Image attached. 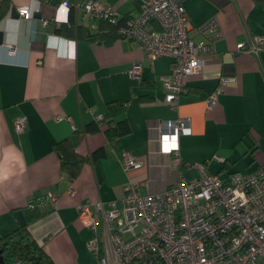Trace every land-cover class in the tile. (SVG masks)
<instances>
[{"label":"crops","instance_id":"crops-1","mask_svg":"<svg viewBox=\"0 0 264 264\" xmlns=\"http://www.w3.org/2000/svg\"><path fill=\"white\" fill-rule=\"evenodd\" d=\"M69 1L65 6L62 0H0V8L7 6L0 14V238L27 223L34 209L41 216L28 228L56 264H92L86 242L95 231L78 219L86 201L121 199L129 185L158 192L199 177L197 164L223 178L264 167V0H181L194 38L212 19L222 36L205 67L185 78L187 89L176 105L165 101L162 81L172 71L171 57L151 61L134 40L119 37L106 44L59 29L70 23L71 8L77 24L88 25L83 4L89 1L137 16L142 0ZM22 6L30 8L32 18L12 16ZM255 35L263 37L258 54L236 50L237 43H249ZM137 61L140 80L128 73ZM221 75L235 78L209 106ZM184 117L191 118L190 132L180 135L176 148L157 127ZM95 119H126L131 130L112 143L105 126L85 132ZM18 120H25L22 131ZM64 139L87 158L74 179L62 168L56 148ZM100 148L105 156L94 160L92 153ZM125 154L142 167L126 169ZM102 229L100 224L101 235Z\"/></svg>","mask_w":264,"mask_h":264},{"label":"built area","instance_id":"built-area-1","mask_svg":"<svg viewBox=\"0 0 264 264\" xmlns=\"http://www.w3.org/2000/svg\"><path fill=\"white\" fill-rule=\"evenodd\" d=\"M61 3L70 5L69 0ZM140 8L119 31L136 41L151 61L172 58V71L162 81L165 101L176 105L187 89L185 78L200 72L215 52V41L222 36L218 21L200 25L199 38H194L181 0H142ZM83 9L88 18L105 17L114 23L121 15L98 1L83 4ZM17 12L24 19L33 15L28 6L18 7ZM262 42L263 37L255 35L249 43H237L236 50L258 54ZM128 73L140 80L141 62H134ZM234 78L220 76L209 96V106ZM190 127L191 118L184 117L164 120L157 128L168 133L177 148L180 135L189 133ZM16 128L22 131L25 120H18ZM215 159L222 161L219 156ZM123 161L126 169L143 165L129 154ZM196 166L199 177L158 192L143 193L129 185L121 199L81 204L78 219L95 231L86 242L94 256L92 264H264V167L246 175L235 171L223 178L208 172L205 165ZM49 197L57 201V196Z\"/></svg>","mask_w":264,"mask_h":264},{"label":"trees","instance_id":"trees-1","mask_svg":"<svg viewBox=\"0 0 264 264\" xmlns=\"http://www.w3.org/2000/svg\"><path fill=\"white\" fill-rule=\"evenodd\" d=\"M4 3V1H3ZM2 3V5H3ZM6 3V1H5ZM8 3V2H7ZM0 14H4L7 6L3 9L1 6ZM134 16L120 15L117 22H111L105 17L89 18L88 25L77 24L75 21V12L71 8L70 23L61 25L60 30L67 32L78 38L88 40H101L106 44L111 43L116 38H125L120 29L128 25ZM96 24V28H93ZM111 108L126 109L124 104L110 105ZM106 123V125H102ZM107 134L109 141L114 143L116 139L130 132L131 127L126 119L113 123L112 121H99L95 119L91 124L85 127V132H95L103 129ZM81 134V132H77ZM57 150L61 153L62 168L68 172L71 179H74L80 172L86 157L75 151L74 145L69 139H64L56 144ZM105 156L104 148H100L92 153V158L98 159ZM41 216L40 212L33 209L29 215L28 222L18 226L16 229L0 238V250H2L3 264H56L49 253L34 238L28 225ZM1 264V263H0Z\"/></svg>","mask_w":264,"mask_h":264},{"label":"water","instance_id":"water-1","mask_svg":"<svg viewBox=\"0 0 264 264\" xmlns=\"http://www.w3.org/2000/svg\"><path fill=\"white\" fill-rule=\"evenodd\" d=\"M17 11L16 9H13L12 10V16H17ZM2 42V39H1V33H0V43ZM0 263L3 264V257H2V250H0Z\"/></svg>","mask_w":264,"mask_h":264}]
</instances>
